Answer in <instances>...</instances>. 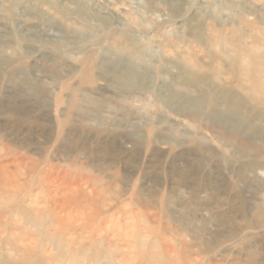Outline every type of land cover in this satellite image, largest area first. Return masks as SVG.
<instances>
[{
	"label": "rangeland",
	"instance_id": "374dc122",
	"mask_svg": "<svg viewBox=\"0 0 264 264\" xmlns=\"http://www.w3.org/2000/svg\"><path fill=\"white\" fill-rule=\"evenodd\" d=\"M0 264H264V0H0Z\"/></svg>",
	"mask_w": 264,
	"mask_h": 264
}]
</instances>
